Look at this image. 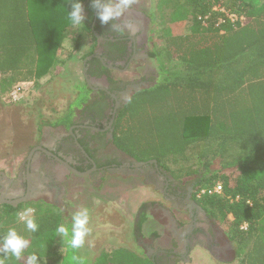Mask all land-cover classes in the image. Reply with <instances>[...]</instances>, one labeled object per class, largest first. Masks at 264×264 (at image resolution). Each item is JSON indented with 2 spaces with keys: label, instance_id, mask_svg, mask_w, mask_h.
Returning <instances> with one entry per match:
<instances>
[{
  "label": "trees",
  "instance_id": "obj_1",
  "mask_svg": "<svg viewBox=\"0 0 264 264\" xmlns=\"http://www.w3.org/2000/svg\"><path fill=\"white\" fill-rule=\"evenodd\" d=\"M159 3L168 18L150 56L173 65H161V78L133 93L118 117L114 142L136 161L154 160L178 178L194 175L197 190L220 182L222 193L203 194L200 204L234 243L242 264H264V0ZM216 4L243 15L244 21L216 26ZM70 10L71 0H0V92L48 79L56 92L49 96L68 97L54 118L66 121L90 92L84 82L61 78V68L80 51L81 31H90L79 26L70 48L63 47L72 27ZM138 93L146 100L130 115ZM27 207L35 209L37 232L18 221L23 207L2 205L0 234L14 227L30 241L25 257L36 252L41 264H64L69 246L64 241V253L58 250L55 232L62 213L44 203ZM125 252L120 259L100 254L92 264H145ZM6 264H26V258L9 257Z\"/></svg>",
  "mask_w": 264,
  "mask_h": 264
},
{
  "label": "flooded vegetation",
  "instance_id": "obj_2",
  "mask_svg": "<svg viewBox=\"0 0 264 264\" xmlns=\"http://www.w3.org/2000/svg\"><path fill=\"white\" fill-rule=\"evenodd\" d=\"M92 8L89 27L95 44L82 67L88 98L74 107L69 121L62 116L42 124L25 157L10 168V175L0 170V206L25 208L44 203L67 214L64 199L73 179L98 187L111 177L135 178L156 191L154 198L141 204L144 216L151 217L161 236L165 235L164 247L144 248L154 264L190 261L196 248L218 262L233 260L235 245L200 204L194 175L178 178L153 160L136 161L114 142L118 117L130 97L157 82L158 74L152 81L147 76L127 81L112 76V72L129 71L134 63L138 64L135 70L140 66L148 71L151 18L133 3L121 18L102 25ZM128 21L137 29L135 35L125 27ZM112 23L124 33L117 34ZM141 240L138 236L137 241Z\"/></svg>",
  "mask_w": 264,
  "mask_h": 264
},
{
  "label": "rangeland",
  "instance_id": "obj_3",
  "mask_svg": "<svg viewBox=\"0 0 264 264\" xmlns=\"http://www.w3.org/2000/svg\"><path fill=\"white\" fill-rule=\"evenodd\" d=\"M228 1L221 0L225 3ZM249 1L259 2V0ZM88 5L89 2L85 6L83 5L85 21L84 26H80V29L90 25L93 8H89ZM134 5L151 18L150 49L152 51L160 45L159 35L162 25L167 22V10L159 3V0H135ZM76 30H79V26L71 27L67 32L64 48H70L72 36ZM81 32L80 51L60 70L61 78L70 84L83 82L84 58L82 57L91 52L95 44L89 30ZM146 64L148 71H144L140 66L138 70H135L138 64L134 63L129 71L125 73L112 72V76L125 81L147 76L148 80L152 81L154 75L158 74V80L162 76L161 65L168 68L173 65V62H167L162 57L157 59L150 56L149 59H146ZM47 80L41 81L39 85L33 81L17 84L21 88L15 98L10 95L13 89L10 93L0 92V170L6 175H10V168L25 157L28 146L34 140L39 127L45 122L52 121L59 112L65 109L68 103L67 96L60 97L59 94L57 98L54 97L56 95V92L52 90L54 83H47ZM59 80L60 78H58ZM49 91L54 93V98L49 96ZM144 100H146L145 95L138 93L136 100L130 103V115H135L139 111ZM68 188L69 194L64 199L67 214L61 212L64 217L62 224L69 227L70 238L72 215L81 207H87L89 209L88 227L90 233L81 248L68 247L66 254L64 253V241H68L69 238L58 236L56 248L64 253V264H92L103 253L120 259L128 254L125 251L130 252L128 256H135L145 264H151V255L147 257L144 248L165 246V235L161 236V229L151 217L144 216L145 206H141L144 201L154 198L156 191L153 187L143 185L135 178L111 177L101 182L98 187L84 180L73 179L68 183ZM50 208L53 209V207ZM138 222L139 229L136 228ZM138 236L142 238L141 241H137ZM160 236L161 239H156ZM73 256L79 259L73 260ZM240 260L242 258L241 255L237 256L236 248L234 259L224 262H218L211 258L206 251L196 248L190 253V261H178L176 264H242Z\"/></svg>",
  "mask_w": 264,
  "mask_h": 264
},
{
  "label": "clouds",
  "instance_id": "obj_4",
  "mask_svg": "<svg viewBox=\"0 0 264 264\" xmlns=\"http://www.w3.org/2000/svg\"><path fill=\"white\" fill-rule=\"evenodd\" d=\"M135 0H93L92 6L96 9V18L102 25L109 24L121 18L127 9H130ZM67 20L72 27L84 26L85 15L80 0H71V10L67 11ZM117 34H123L124 29L119 25H111ZM125 27L132 28L131 21L126 22ZM137 29L132 28V35H135ZM35 209L25 207L16 213L18 221L22 222L26 229L35 233L39 225L35 218ZM89 209L81 207L71 217V236L69 238V227L64 224H58L55 232L61 237H68V246L72 249L81 248L86 237L90 233ZM30 246V241L19 234L16 228L10 227L3 234H0V264H6L9 257L19 261L26 258V264H41V257L36 252L28 253L25 257V250ZM73 260H78L76 256Z\"/></svg>",
  "mask_w": 264,
  "mask_h": 264
},
{
  "label": "built area",
  "instance_id": "obj_5",
  "mask_svg": "<svg viewBox=\"0 0 264 264\" xmlns=\"http://www.w3.org/2000/svg\"><path fill=\"white\" fill-rule=\"evenodd\" d=\"M212 11L219 13V16H218L217 22H216V26H218L220 23H223L225 21H229L233 25L241 24L245 19V17L243 15H238L234 12H230L227 9H225L224 6L221 4L214 5L212 7ZM209 15L210 14H206L205 16H203L202 21H203L204 25L207 24V19L209 18ZM20 88H21L20 85H17L16 87H14L13 90L11 91L10 95L13 98H15L17 96V94H19ZM221 193H222V185L220 182H217L216 184H214L211 187L201 188V189L197 190L198 196H201L203 194H221Z\"/></svg>",
  "mask_w": 264,
  "mask_h": 264
},
{
  "label": "crops",
  "instance_id": "obj_6",
  "mask_svg": "<svg viewBox=\"0 0 264 264\" xmlns=\"http://www.w3.org/2000/svg\"><path fill=\"white\" fill-rule=\"evenodd\" d=\"M83 5L85 6V5H86V2H85V3H83V4H82V6H83ZM68 32H69V31H68ZM20 83H22V82H20ZM18 84H19V83H18ZM157 225H158V224H157ZM159 229H160V228H159Z\"/></svg>",
  "mask_w": 264,
  "mask_h": 264
},
{
  "label": "water",
  "instance_id": "obj_7",
  "mask_svg": "<svg viewBox=\"0 0 264 264\" xmlns=\"http://www.w3.org/2000/svg\"><path fill=\"white\" fill-rule=\"evenodd\" d=\"M85 77V76H84ZM86 81L89 82V80L85 77ZM154 161V160H153ZM139 164H142V163H139Z\"/></svg>",
  "mask_w": 264,
  "mask_h": 264
}]
</instances>
